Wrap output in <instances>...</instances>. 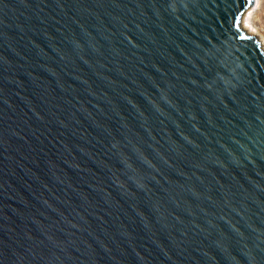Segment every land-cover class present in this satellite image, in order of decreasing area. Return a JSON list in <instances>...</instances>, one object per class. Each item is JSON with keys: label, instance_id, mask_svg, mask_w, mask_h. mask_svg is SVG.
Returning <instances> with one entry per match:
<instances>
[{"label": "water", "instance_id": "95a60500", "mask_svg": "<svg viewBox=\"0 0 264 264\" xmlns=\"http://www.w3.org/2000/svg\"><path fill=\"white\" fill-rule=\"evenodd\" d=\"M254 0H0V264H264Z\"/></svg>", "mask_w": 264, "mask_h": 264}, {"label": "rangeland", "instance_id": "374dc122", "mask_svg": "<svg viewBox=\"0 0 264 264\" xmlns=\"http://www.w3.org/2000/svg\"><path fill=\"white\" fill-rule=\"evenodd\" d=\"M245 21L251 26L250 30L256 32L255 36L259 41L264 39V0H254Z\"/></svg>", "mask_w": 264, "mask_h": 264}, {"label": "bare ground", "instance_id": "6f19581e", "mask_svg": "<svg viewBox=\"0 0 264 264\" xmlns=\"http://www.w3.org/2000/svg\"><path fill=\"white\" fill-rule=\"evenodd\" d=\"M250 10V8L248 9V11ZM245 16H246V14H245ZM244 22H243V28H244V30H246L247 31V33L249 34V35H253V36H255V34H256V32H254V31H251L250 30V28H251V26H249L248 25V23L246 24V21H245V19L243 20ZM252 29V28H251ZM259 41V40H258ZM260 43H261V48H262V50L264 51V39H262L261 41H259Z\"/></svg>", "mask_w": 264, "mask_h": 264}]
</instances>
